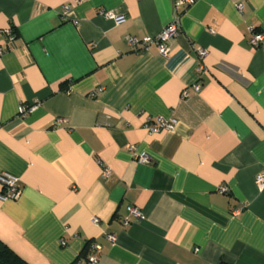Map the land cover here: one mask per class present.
Masks as SVG:
<instances>
[{"label": "crops", "instance_id": "0c3cea01", "mask_svg": "<svg viewBox=\"0 0 264 264\" xmlns=\"http://www.w3.org/2000/svg\"><path fill=\"white\" fill-rule=\"evenodd\" d=\"M180 2L0 0V242L25 263L264 264V0ZM175 15L167 57L127 43Z\"/></svg>", "mask_w": 264, "mask_h": 264}, {"label": "built area", "instance_id": "2783aa9c", "mask_svg": "<svg viewBox=\"0 0 264 264\" xmlns=\"http://www.w3.org/2000/svg\"><path fill=\"white\" fill-rule=\"evenodd\" d=\"M195 0H181V5H191L194 3ZM81 0H75V3H80ZM70 8V5H65L62 8L63 14H65ZM237 9L240 10L241 6H237ZM108 19H112L116 24H120L125 21V17L123 15H114L112 13H106L105 14ZM250 38H249V44L253 47H259L264 46V33L257 32L253 28H249ZM4 43L6 45L12 44L15 38V34L13 32L12 28H7L1 32ZM179 34V16L175 15L169 24L163 29V31L159 34V36L155 38L146 37L143 39H136V38H127V43L129 46L133 47L137 44L140 45V49L143 51L148 50L150 45H155L157 47L158 53L163 56L167 57L169 54V48L167 46V42L174 38ZM7 49L0 48V54L6 52ZM206 55V50L199 48L197 50V57L199 60H202ZM194 91H199L200 84L196 83L192 86ZM188 91H184L182 94L183 98L188 97ZM38 106L37 103L34 104H22L18 107V113L22 116H24L27 113L32 112L36 107ZM175 126V121L170 119L166 120L163 118H156L154 120L150 119L147 121L145 129L148 130L149 134H155L159 133L162 130L165 131H171L173 130ZM140 162H147L148 159L144 156H141L139 158ZM109 170L107 168L104 169V175H108ZM255 182L259 186H264V171L257 174L255 177ZM0 185L2 187V192L0 193V200H12L16 199L19 196L20 193V186H19V179L11 176L10 174L3 173L0 174ZM220 192H225V188H220ZM134 217L137 220L141 219V213L138 210V208L134 206H127L126 207V216L122 219V224L124 226L129 225V217ZM93 222L97 224V220L94 219ZM107 240L109 242H113L114 236L113 235H107ZM60 245L62 247L66 246V243L64 241L60 242ZM92 252L94 255L90 256L88 258L87 264H99L98 259L95 257V253L98 252V249L95 245L90 246Z\"/></svg>", "mask_w": 264, "mask_h": 264}, {"label": "trees", "instance_id": "16d2710c", "mask_svg": "<svg viewBox=\"0 0 264 264\" xmlns=\"http://www.w3.org/2000/svg\"><path fill=\"white\" fill-rule=\"evenodd\" d=\"M90 244L84 248V252H89ZM0 264H27L19 256H17L11 249L0 242Z\"/></svg>", "mask_w": 264, "mask_h": 264}]
</instances>
